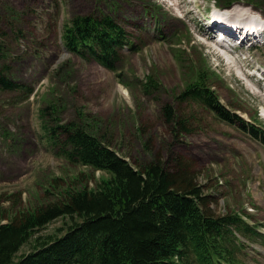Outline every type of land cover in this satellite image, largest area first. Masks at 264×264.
Returning <instances> with one entry per match:
<instances>
[{"label": "rangeland", "instance_id": "1", "mask_svg": "<svg viewBox=\"0 0 264 264\" xmlns=\"http://www.w3.org/2000/svg\"><path fill=\"white\" fill-rule=\"evenodd\" d=\"M240 2L245 1L231 5L246 8ZM215 3L225 6L218 0H0V71L19 83L0 88V202H17L6 201L9 194H21V202L31 206L58 200L45 197L44 189L53 177L75 173L49 142L39 116L41 108L58 104L63 123L78 121L79 111L100 122L99 135L135 167L154 157L163 164L185 157L214 214L225 205L245 216L252 229L243 237L244 257L248 264H264V143L218 119L199 101L177 97L185 66V72L195 68L209 74L220 102L243 110L238 111L242 117L254 121L255 111L264 106L259 91L264 82L244 78L241 71L252 72L247 67L257 62L224 61L216 40L205 37L198 25L201 12ZM99 12L112 15L140 49L122 50L116 74L89 55L69 52L60 38L73 16ZM177 52L185 56L178 59ZM251 52L264 55V46ZM149 74L154 76L146 78ZM150 78L153 85L147 88ZM25 86L35 92L24 95ZM178 115L190 118L186 130L178 125ZM44 121L54 124L50 115ZM102 175L107 173L95 171L96 177ZM90 186L97 188L95 182ZM68 226L60 217L42 233L61 229L63 234ZM30 249L25 244L16 259Z\"/></svg>", "mask_w": 264, "mask_h": 264}, {"label": "trees", "instance_id": "2", "mask_svg": "<svg viewBox=\"0 0 264 264\" xmlns=\"http://www.w3.org/2000/svg\"><path fill=\"white\" fill-rule=\"evenodd\" d=\"M247 1L264 8V0ZM240 4L264 17V10ZM64 39L71 50L87 48L111 69H116L119 50L128 41L112 17L90 14L75 16L65 26ZM187 76L179 96L203 98L222 113L207 84L210 75L191 69ZM48 108L41 109V115H50L54 123L43 122L49 142L65 153L70 169L84 166L87 171L53 177L43 193L58 200L31 206L21 202V194H9L6 201L14 198L17 202L7 206L0 202V264H175V253L185 255L178 264H192L196 257L188 255L190 251L204 264L214 263L219 253L232 257L216 220L207 218L209 213L202 208L206 197L185 157L176 155L172 164L170 158L163 164L154 157L135 167L99 135L100 122L95 118L89 120L80 113L78 121L63 123L59 107ZM186 121L185 116L177 117L182 128ZM95 170L108 176L100 179ZM60 217L69 225L63 234L61 229L42 233ZM29 243V252L16 259Z\"/></svg>", "mask_w": 264, "mask_h": 264}, {"label": "bare ground", "instance_id": "3", "mask_svg": "<svg viewBox=\"0 0 264 264\" xmlns=\"http://www.w3.org/2000/svg\"><path fill=\"white\" fill-rule=\"evenodd\" d=\"M252 10H250V8L247 7V6H246V8H244V6L243 7H240V6L235 7V6H233L232 8H228L225 11L224 14L227 15V17H228L227 18V23L229 25H232V26L233 25H237V24H239V22H241L243 20H246L248 18H251L253 21H256V23L259 24V25L260 24H263L264 25L263 22H260V21H262L264 19V17H262L258 12L254 11V10H253L254 11L253 12ZM258 18H260V19H258ZM263 33H264V29H263ZM207 38L208 39H212V40H216V44H215L216 45V48H218L219 50H221L223 52V54H225L226 56H228L229 63H231L232 61H238L240 63V65H241V63L243 62V60H238L237 58L235 59V58L231 57L229 51L224 46L223 42L227 38L226 36L224 38H222V39H216L213 35L208 34L207 35ZM244 59L246 61H250L251 62L249 56H247ZM249 68H254V64L253 63H250ZM125 95L127 96L126 98H128V95L127 94H125ZM127 107L128 108L130 107V104L129 103H127ZM100 171H102V170H100Z\"/></svg>", "mask_w": 264, "mask_h": 264}]
</instances>
